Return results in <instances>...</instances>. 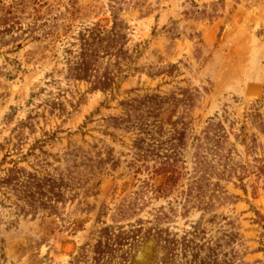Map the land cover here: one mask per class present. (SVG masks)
<instances>
[{
    "label": "rangeland",
    "instance_id": "374dc122",
    "mask_svg": "<svg viewBox=\"0 0 264 264\" xmlns=\"http://www.w3.org/2000/svg\"><path fill=\"white\" fill-rule=\"evenodd\" d=\"M0 264H264V0H0Z\"/></svg>",
    "mask_w": 264,
    "mask_h": 264
}]
</instances>
